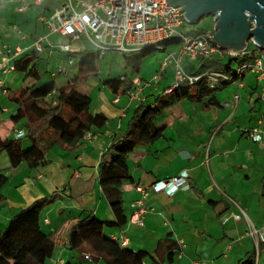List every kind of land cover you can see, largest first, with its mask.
I'll return each mask as SVG.
<instances>
[{"label":"crops","instance_id":"0c3cea01","mask_svg":"<svg viewBox=\"0 0 264 264\" xmlns=\"http://www.w3.org/2000/svg\"><path fill=\"white\" fill-rule=\"evenodd\" d=\"M17 5L14 1L0 7V42L24 48L42 33L36 34L33 28V33L26 35L18 27V22L28 21L30 7L18 11ZM211 26L205 33L214 30V18ZM13 27H18L25 39L21 40ZM42 30L48 31L44 25ZM56 37L64 38L57 33L49 35L51 41H56ZM81 40L71 42L73 52L85 49ZM44 44L45 49L47 43ZM173 46L150 53L155 67L153 75L159 71L163 57L180 48L171 49ZM136 57L134 54L131 57L134 61L127 60L132 66L138 64L134 72L139 70L143 59ZM181 63L189 73L197 68V64L185 59ZM173 70L172 64L167 65L157 80L141 90L131 83L135 75L125 77L130 87L126 92H113L106 86H89L80 81L76 90L89 97V111L102 113L106 123L90 131L88 139L74 145L67 146L70 139L64 137L63 142L55 143L45 152V163L34 169L25 162L12 166L7 154L0 152V174L7 178L0 187V228L4 229L21 209L36 200L47 199L49 203L41 212L40 225L52 235L55 247L45 264L93 263L84 258L87 252L68 247L70 226L85 215L111 222L104 233L119 243L124 239L125 246L133 251H160V242L172 240L177 253L171 264H242L252 253L255 264H264V145L246 132L264 112V76L258 73L245 72L215 91L214 105L204 106L183 98L166 107L155 118L156 127L162 129L161 137L134 148L127 158L131 180L119 186L121 202L111 205L105 198L98 179L103 152L126 129L140 102L152 103L174 83ZM0 75L5 74L0 71ZM2 82L0 79V95H7L8 88ZM135 89L137 95L131 97L130 92ZM16 108L15 102L10 107L2 105L0 115L9 112L11 115ZM10 115L6 118L10 126L0 129L3 138L15 137L16 131L24 130L22 123L10 121ZM182 171L188 175L189 188H178L172 194L150 189L154 182L173 178ZM138 186L147 189L143 199ZM140 199L144 208L142 224H132L131 204ZM251 228L261 236L249 234Z\"/></svg>","mask_w":264,"mask_h":264},{"label":"trees","instance_id":"16d2710c","mask_svg":"<svg viewBox=\"0 0 264 264\" xmlns=\"http://www.w3.org/2000/svg\"><path fill=\"white\" fill-rule=\"evenodd\" d=\"M207 31V30H206ZM206 31L196 30V34ZM181 38L174 36L161 41L159 46H146L135 52L139 60L154 50L164 49L167 45L179 43ZM253 51H244L239 54H228L222 51L213 57L195 63L197 68L189 75L198 77L194 82L184 80L170 92L163 90L153 102L142 101L134 109L125 130L116 136L103 152L99 164L98 179L105 198L111 205L121 202L119 186L131 180L127 158L130 152L139 146L148 145L162 135V129L156 127L155 118L171 104L184 99L201 102L204 106L217 103L214 92L232 82L239 66L252 63L258 56ZM125 54V53H124ZM76 59L78 71L83 73L95 72L97 53L92 49L81 52H71ZM127 60H133L130 55ZM40 57L34 49L24 51L13 63L15 71L23 80L29 79L32 83L17 89L8 88L6 91L9 100L17 104V108L9 119L12 123H22L24 135L21 137H5L0 135V152H5L10 164L17 166L22 162L35 168L45 163V152L57 142H63L69 137L67 146L83 140V136L92 130L102 127L107 118L102 113L89 111L90 99L76 90L77 84L85 78L83 75L69 77L65 81L57 82L55 77L41 85L36 83L41 78L37 63ZM233 61L236 67L233 68ZM74 64V63H73ZM133 69H138L134 64ZM209 73L221 74L228 79L215 82ZM125 76L106 81L104 84L111 91L126 92L130 89L125 82ZM2 105L0 104V112ZM23 139L28 140V146L23 147ZM7 178L0 174V187ZM1 197V196H0ZM49 203L47 199H39L29 206L18 211L4 229L0 228V264H45L53 253L55 242L50 233L41 229L40 215ZM111 222H103L93 215H85L70 226L68 231V247L71 250L87 252L89 259L104 264H171L177 253L174 242L166 239L159 243L160 251L147 252L139 249L133 251L107 236L105 226ZM242 264H255L254 254L248 255Z\"/></svg>","mask_w":264,"mask_h":264},{"label":"built area","instance_id":"2783aa9c","mask_svg":"<svg viewBox=\"0 0 264 264\" xmlns=\"http://www.w3.org/2000/svg\"><path fill=\"white\" fill-rule=\"evenodd\" d=\"M18 3L17 10L24 11L32 5H39L43 0H0V7L6 3ZM180 7H172L164 0H66L59 8H56L50 17L40 15L38 20L48 29V33L36 37L28 47H10L0 42V71L2 74H8L15 71L14 59L18 58L24 51L34 49L37 53L44 51V43L46 48L51 50L58 49L60 52H67L68 58L65 64H60L51 76L64 74L67 71L66 66L74 63L71 42L81 38L86 39L93 46V50L97 53V57H102L107 51H120L122 53H131L140 50L146 46H159L161 41L179 36L181 45L176 53L166 54L160 64L159 71L153 75L152 79L142 81L139 77H133L131 83L141 90L159 78L164 68L172 64L174 66L175 81L166 88V92H170L175 86L184 80L194 82L198 77L188 74L181 64L182 59L189 63H195L203 59L211 58L216 54H221L219 49L212 41L211 33H200L196 35L184 34L178 30L182 23L186 21L184 12L179 10ZM16 35L23 40L25 34L18 28L13 27ZM58 34L68 41L57 42L51 41L49 35ZM234 55L231 52H226ZM245 72L258 73L264 76V66L261 59L256 57L252 63L239 66L236 69V76H242ZM213 81L218 78L228 79L227 76L215 73H209ZM123 78V76L121 77ZM137 90L130 92L131 97L137 95ZM256 125L246 129L248 135L257 143L264 145V112L258 118ZM24 130H18L15 137L24 135ZM91 136L87 132L83 139ZM187 173L180 172L178 176L159 180L154 182L150 189L152 191H165L172 194L178 188H189L187 183ZM137 189L142 194V199L147 195V189L138 186ZM142 199L134 201L131 206L133 208L130 216V222L133 224H142V215L144 208L142 207ZM231 201L235 203L232 199ZM237 207L238 204L236 203ZM242 214L244 211L239 207ZM239 218V215H234ZM227 218H224L223 222ZM249 234L261 236L255 228H251ZM121 246H125L123 239ZM85 259H89V254H84Z\"/></svg>","mask_w":264,"mask_h":264},{"label":"rangeland","instance_id":"374dc122","mask_svg":"<svg viewBox=\"0 0 264 264\" xmlns=\"http://www.w3.org/2000/svg\"><path fill=\"white\" fill-rule=\"evenodd\" d=\"M66 0H44L43 4L41 6H29L30 10L28 12V21H24L23 23L18 22V27L27 35L28 33H33V28L36 30V34L42 33L43 35L45 32H42V23L36 19L41 15H44L45 17H50V15L54 12L56 8H59L60 5H62ZM83 1V0H82ZM46 7V10H43V8ZM23 16V14L21 15ZM16 16H14V21H16ZM213 23V16L212 15H206L200 18V20L196 23H189L187 21H184L181 25V27H178V30L184 34H190V35H196V30L201 31H210V27H212ZM17 27V28H18ZM18 28V29H19ZM206 31V32H207ZM205 33V32H203ZM57 38V37H56ZM81 42H85L82 44L83 48L85 49H94L93 46L86 41V39L81 38ZM57 42H67V38H57L54 39ZM45 45V44H44ZM181 41L179 43H175L171 49H175L180 47ZM245 51H253L256 56H258L261 59L262 66H264V49H260L257 46L254 45V43L249 40L248 41V49ZM170 53V52H169ZM234 54V53H233ZM130 55L131 57L133 54H127L122 53L120 51H107L104 56L97 57L95 61V72L94 73H83L80 74L77 67L76 59L74 58V64L71 66H66L67 71L64 74H60L56 81H65L69 77H74L76 75H84L85 78L81 81L84 84H88L89 86H94L95 84H99V86L104 87L105 82L112 79H117L119 77L125 76L128 79H130L132 76L135 75V77H143V82L147 81L149 82L152 79V75L155 73V67L152 63V61L149 59L150 54L148 56L142 57L141 63L139 65V70L137 72L133 71L132 63H129L127 61L126 56ZM38 56L40 59L37 63V68L39 73L41 74V78L39 81H37L36 85L39 86L42 83L46 82L50 79V75L52 72H55L57 67L60 64H65L68 53L67 52H60L58 49L51 50L50 48H45L43 52L38 53ZM182 64V63H181ZM236 62L233 61L232 67H236ZM1 81L4 84L6 88L10 89H17L18 87H26L32 83L31 80L26 79L23 80L22 76L15 72H11L6 75H0ZM141 79V78H140ZM0 104L1 105H7L12 106L14 105V102L9 100L7 95L1 94L0 95ZM10 115V112L5 114L4 116L0 115V129H4L7 126H10V123L6 121L8 116ZM23 147L28 146V142L26 139H23ZM48 261V259H47ZM92 264H95L94 262Z\"/></svg>","mask_w":264,"mask_h":264},{"label":"water","instance_id":"95a60500","mask_svg":"<svg viewBox=\"0 0 264 264\" xmlns=\"http://www.w3.org/2000/svg\"><path fill=\"white\" fill-rule=\"evenodd\" d=\"M180 7L187 22L196 23L212 15V41L219 49L243 53L248 41L264 49V0H164Z\"/></svg>","mask_w":264,"mask_h":264}]
</instances>
